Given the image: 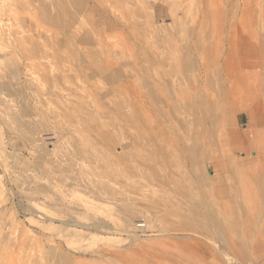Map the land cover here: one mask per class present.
Returning <instances> with one entry per match:
<instances>
[{"label":"rangeland","instance_id":"rangeland-1","mask_svg":"<svg viewBox=\"0 0 264 264\" xmlns=\"http://www.w3.org/2000/svg\"><path fill=\"white\" fill-rule=\"evenodd\" d=\"M65 1L49 2L63 23L59 30L38 15L37 0H20L18 50L6 32L16 0H0V54L20 57L17 82L8 77L12 87L0 95L8 107L20 110V133L3 124L8 117L0 110V264H140L145 259L151 264L154 257L158 264H263L264 255L262 261L251 260V248L249 254L235 253L246 208L252 205L264 214L260 9L253 6L243 22L225 29L222 20L232 14L219 16L210 9L206 17L200 8L206 0L196 2L192 26L205 46L200 48L196 36L180 38L187 29L175 28L163 0H150L151 19L142 16L138 28L130 25L133 15L122 9L123 0H82L83 10L72 13L62 9ZM105 3L111 7L103 14ZM189 4L194 5L184 1ZM176 15L184 23L183 14ZM229 28L246 32L243 46L227 41ZM252 31L260 32V41L250 37ZM183 54L191 63L188 72L168 76L173 60ZM183 90L192 93L189 99L178 98ZM254 134L258 140L252 142ZM107 135L113 136L115 149L134 152L116 156L112 164L124 173L114 186L116 199L86 188L117 182L92 151L108 148ZM191 147L199 151L198 172ZM176 156L200 180L197 186H179ZM191 210L199 220L217 223L222 239L186 230L181 216ZM48 250L70 261L55 263L45 255ZM181 253L188 260L180 259Z\"/></svg>","mask_w":264,"mask_h":264},{"label":"bare ground","instance_id":"bare-ground-1","mask_svg":"<svg viewBox=\"0 0 264 264\" xmlns=\"http://www.w3.org/2000/svg\"><path fill=\"white\" fill-rule=\"evenodd\" d=\"M50 1H52V0H50ZM50 1L49 0H37L38 8H40L37 11V13H38V15H40V17H43V19L46 20L48 25H52V26H54L60 30L64 27L63 23H61L60 17L51 11L50 4H49ZM120 1H122V0H119V2ZM163 1L166 4V7L168 9V13L171 16L173 23L176 24V26H177L175 28H179L181 25L187 29L186 34L180 35V38L192 39L193 37L196 36L198 41L195 42V45L200 47V48H204L205 46L201 42L202 38H200V37L198 38L197 33L195 32V30L192 26V25H194V18H193L194 16L193 15H194V11L196 9L195 4H196V2H198L200 0H187V1H190V3H194V5L193 4L184 5V1H186V0H163ZM123 2H126V3H124V5L122 7V9L125 11V13H127L128 15H133V20H131L132 24H130V25H133V26L135 25L137 27L138 21L142 22V20H143L142 16L147 17V18H145V21H150L151 18L149 16V14L147 13V10H148L149 5H150V0H123ZM230 4H231V6H230ZM82 5H83L82 0H71V1L68 0V1H65V3H63L62 9L68 13L70 11L72 13L73 9L75 11L78 10L81 12L83 10ZM108 6H110V4L105 3L103 5V7H102L103 14H106L108 12V10H107ZM253 6H255V9H260V11H261L260 21L263 24V31H264V0H253L251 4H247L246 0H236V2H234L233 0H206V4L205 5L203 4L202 7L200 6V8L203 11H205L204 16H206V17L210 16V13H209L210 9L211 10L212 9L217 10V14L219 16H221V14H223V13H225V15H228L229 13L232 14V17H230V19H228L229 17L228 18L225 17V19L222 20V23L224 24V28L226 29L228 24L230 26V25H233V22H235V23L243 22L244 13L247 10H249L250 8H252ZM32 10L34 11V9H32ZM177 11H179V14H183L182 18L184 19V23L180 19L179 20L177 19V15H176ZM30 13H31V11H30ZM129 19H131V18H129ZM202 25L203 26L199 28L201 30V33L205 30L204 27L206 28L205 21L203 22ZM150 27H152V26H150ZM185 28H184V30H185ZM235 31L236 32H234L231 29L228 30V33L227 34L225 33L226 34L225 38H227V41H229L230 44H233V41H234L239 46H243L245 44V33L246 32L243 30H235ZM88 33H89V35L92 34L90 31ZM262 36H264V34H262ZM250 37L251 38L253 37L255 39H259V41H260V32L252 31ZM86 39H89V37ZM263 41H264V37H263ZM188 46H189V44H188ZM35 50H37V47ZM58 50H59V47H56L55 52H54L56 58L61 57V52H57ZM116 54H118V52ZM107 55H108V53L106 51L99 53L100 57L106 58ZM185 56H186L185 54L179 55L173 60V68L171 69L170 72L166 73L168 76L172 75V74H177L179 76V75H182L183 73L186 74V72H188V68L191 66V63H190V61H188L186 59ZM226 56L227 57L231 56V53L227 54ZM88 73H92V71L88 70ZM8 77L12 78V82H17V80L19 78L18 59L15 57V55H11V56L7 57V56L0 54V79H1V81H0V95L2 93H8V91L12 87V83L10 85V81L8 80ZM145 89L148 93L153 95L154 89L150 86V84L146 83ZM12 95L17 96L18 91L15 90V92H12ZM190 95H192V93L183 90V91H180L178 98L187 99ZM154 100H155L154 106H156L157 111L161 115L164 116L163 107L160 106V102L156 99H154ZM7 102H8V100H7ZM7 102L5 100H0V110H1V112H5L4 115L8 117V120H7V118H2V122L7 128L11 127V130H13L11 132L16 131L17 133H20V110L16 106L8 107ZM207 106H209V105H207ZM146 120L151 125V127L156 128L152 124V123H154L153 119L146 118ZM168 126L171 127L170 125H168ZM24 129H22V130L24 131ZM152 133H153V136L155 135L158 138V140H160L162 142H164L166 140L165 139L166 137L164 135H162L161 133H160V135L156 134L154 130L152 131ZM254 135L255 136L253 137V139H250V141H252V142L258 140V136L256 134H254ZM113 140H114L113 136L107 135L106 138H104V142L108 146V148L102 147V148L94 149L92 151H93V154H95L94 156H97L98 160L101 161V163L105 166V169L107 170L109 176H111L112 179L117 180V182H114V184H113V181H111L110 183L107 184L106 182L101 181L102 182L101 183L99 181V183H95V184H93V183L92 184H90V183L86 184V188L88 191H90L91 193H94L96 195L109 194L114 199H116L118 195H117L116 190H114L116 188L114 186H115V183L118 184L121 182V179L124 177V173H122L121 168L114 167L112 164L116 161L115 160L116 156L117 157L126 156V155H130V154H134V152H133L132 148L127 149V150H124V148H123L122 149L123 151L121 149H115V147L112 146ZM235 140L236 141L240 140V136L238 134H236ZM70 141H71V139H70ZM169 146H170V150L172 152H175L174 146L172 144H169ZM198 152L199 151L196 149V147H191L188 150V153L190 154V159L192 160L193 167H194V170L196 172L200 171V159L197 158ZM178 153L179 152H176V154H178ZM242 159L245 160V158H242ZM173 161H174V163H176L175 178H176V181L179 184V186L181 188L183 187L185 190H189V188L197 186L198 183L200 182V180H197V181L194 180L190 176L189 172L185 168L182 167V157L176 156L173 159ZM255 185L257 186L258 183L255 182ZM250 207L252 209L246 208L245 211L242 209V207H234L233 208L234 209L233 211H236V209H239V211L240 210L244 211L245 217H246V220H244V223L241 225L243 232L241 233V237H240L241 241H239L240 245L236 246L235 253H237V254L242 253L243 254L244 252H247L249 254L248 251L251 248L252 249V252H250V254H252V256H250L252 258L251 260L262 261V258H260V257H261V255H264V220L262 221L261 219L264 217V214L260 210L257 211L255 208H253L252 205ZM181 217H182V220L184 219L183 225H184L186 230H190V231H194V232H196L197 230H203L204 232H206L210 235H215L216 237H219L222 239L223 236H221L222 235L221 232L217 230L218 229L217 223L211 222L209 220H203V219L199 220L197 218L194 210L183 212ZM75 224H73V225H75ZM76 225H78V224H76ZM82 226H83V224H82ZM199 228H201V229H199ZM105 230H107V229H105ZM112 231H114V230H112ZM225 244L227 245V241H225ZM34 246L36 247L35 248L36 250H41L39 245H36L34 243ZM218 251L221 253V255L223 257L227 256V254H228V252L226 251V249L223 246H218ZM137 252L138 251H136L135 254H137ZM46 253L47 254H45V255L49 259H53L55 263L70 261V258H67V257L64 258L63 257L64 255L59 254L57 252V250L56 251L55 250H48ZM178 257L180 259H185V260H188V258H189V257H187L186 254H183V253L178 255ZM123 258L125 260H127V259L130 260L131 258L133 259L134 257H128L127 255H123ZM159 262L160 261H158V258L154 257V258H152L151 264H158ZM229 262H230V260H229ZM140 264H149V263H148L147 259H145V260H143V263H140Z\"/></svg>","mask_w":264,"mask_h":264},{"label":"crops","instance_id":"crops-1","mask_svg":"<svg viewBox=\"0 0 264 264\" xmlns=\"http://www.w3.org/2000/svg\"><path fill=\"white\" fill-rule=\"evenodd\" d=\"M16 4L17 7L8 12L9 16L12 18L13 21L10 25H7L6 32L8 33V37L11 38V42L13 43V45L17 47L18 50H20V0H16ZM15 57L18 59V64H19V60H20L19 55L15 54ZM260 191H263L264 193V186Z\"/></svg>","mask_w":264,"mask_h":264}]
</instances>
